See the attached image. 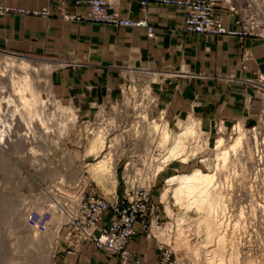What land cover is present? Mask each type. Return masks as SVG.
<instances>
[{
  "label": "rangeland",
  "instance_id": "374dc122",
  "mask_svg": "<svg viewBox=\"0 0 264 264\" xmlns=\"http://www.w3.org/2000/svg\"><path fill=\"white\" fill-rule=\"evenodd\" d=\"M235 4L238 7L242 5L240 0ZM234 15L239 19L238 14ZM203 36L216 38L211 35ZM247 38L259 40L264 48V39ZM245 52L248 56H245ZM0 54L13 55L28 63L30 69L35 70L42 87L45 85L44 81H48L46 93L53 102H57L62 107L63 114L60 115L61 118L66 119V125L60 126L59 120L55 118V122L50 123L52 126L50 125L48 133H44L40 126H35L40 141L34 154L32 152L30 154L29 150L11 152L8 154L9 158H5L6 161L3 162L5 171L0 172V189H2L0 191V264H11L17 260L21 264H53L56 253L62 246L67 253L69 250L62 240L61 226L66 221L67 214L77 213L80 196L96 195L108 198L114 192L121 195L124 189L122 179L124 162L129 155L135 153L134 151L138 159H147L149 150L157 146L155 142L163 143L158 149L161 152L157 150V155L150 157L152 160L150 170L144 169L147 175L149 173L150 176L152 175L153 182L149 189L146 214L138 223L143 226L146 224L143 235L155 245L159 252V260L163 244H166L172 250L170 264H202L219 259L224 262L231 261L230 264L235 262L233 259L230 260L227 249L217 250L216 242L207 239L206 209H198L189 202L177 203L173 197L175 186L170 187L166 196H163V192L168 189L167 180L173 176L188 174L195 169H200L204 173L212 172L216 164L217 139L220 137L224 139L222 149L228 147L237 135L238 124L243 133L252 129L259 131L262 127L264 72L256 66L254 70H248L250 64L255 65V58L248 47L241 46L239 51L241 73L236 72L235 76L224 74L216 76L217 90L231 96L230 104L222 109L217 106L214 112L217 121L203 124L195 121L194 118L186 122L169 123L164 117V112L158 109L159 85L167 79L177 78L176 75H166L175 74L172 73L175 71L171 68H156L144 63L135 65L126 60L120 62L117 66L120 79L113 102L96 107L94 113L88 115L83 114L80 107L68 106L65 101L60 100L58 92L56 93L51 87L52 75L65 68L63 67L65 63L60 62L61 59L22 55L4 49H0ZM46 64L54 65L50 73L44 66ZM74 69L78 70V68ZM127 85L130 86V92L123 90ZM51 106H49L50 111L53 110ZM122 117L124 118L121 120ZM155 124L169 130V140L157 139L162 135L151 131L150 126ZM190 125L194 126L195 135L187 142L185 150L187 157L189 155L187 162L171 161L163 170L154 174V168L163 159L164 153L171 146L172 139L181 129ZM99 134L104 138L103 150L100 154L88 153L90 143ZM262 138L264 139V134ZM113 144L117 157L113 156L114 152H111L110 156L108 151L107 146L112 147ZM106 155L111 165H115L117 179L115 189L95 179L90 172L89 166ZM45 171L50 172L45 173ZM221 173V184L228 183L227 181L233 177V172H226V169ZM62 177L63 182L60 181ZM250 181L252 182V178ZM257 203L258 219L256 220L260 222L258 225L260 228L258 230L256 228V232L247 229L249 230L247 238L252 247L257 245L261 251L257 253L252 251L253 257L250 256L249 261H242L240 264H263L264 204L261 200ZM31 232L38 233L37 242L33 244L28 239ZM183 236H186L190 249L188 245H183ZM52 243H55V250L51 262L48 263L47 259L42 258L45 257ZM195 246L200 250L199 255L196 251H191ZM131 260L135 264H141L137 259ZM159 260L156 264H159Z\"/></svg>",
  "mask_w": 264,
  "mask_h": 264
},
{
  "label": "crops",
  "instance_id": "0c3cea01",
  "mask_svg": "<svg viewBox=\"0 0 264 264\" xmlns=\"http://www.w3.org/2000/svg\"><path fill=\"white\" fill-rule=\"evenodd\" d=\"M0 4L29 12L49 8L47 17L0 14V49L61 59L65 68L52 75L51 87L58 92L60 100L68 106L80 107L83 114L90 115L96 107L113 102L120 79L117 66L125 60L135 65L144 63L175 71L172 72L175 74L166 75L177 78L167 79L158 87V109L164 112L169 123L186 122L190 118L201 124L217 121L215 108L228 106L232 99L224 91L217 90L216 76L241 73V46L248 47L255 58V65L250 64L248 70L256 66L264 72V48L259 40L240 39L235 35L205 38L203 34L183 33V15L179 8L150 4L143 11L136 1L121 0L116 8L123 17L146 18L148 25L154 28L155 37L149 38L143 28L117 29L111 25L65 18L85 15L88 8L84 4L60 5L49 0H0ZM222 6L223 3H219L218 14L224 26L229 31H238V16L229 14ZM110 217L111 212H104L97 223L98 228H107ZM143 231L144 226L138 223L127 250L131 259H137L141 264H156L159 252L153 242L144 237ZM53 264L135 263L98 250L91 242H84L71 253H66L62 246Z\"/></svg>",
  "mask_w": 264,
  "mask_h": 264
},
{
  "label": "bare ground",
  "instance_id": "6f19581e",
  "mask_svg": "<svg viewBox=\"0 0 264 264\" xmlns=\"http://www.w3.org/2000/svg\"><path fill=\"white\" fill-rule=\"evenodd\" d=\"M1 66L3 67L1 68ZM44 66H46L48 73L54 68L52 64ZM0 68V153L4 154V156L0 154V172H4L3 162L5 163V158H9L8 154L11 152L18 153L29 150L30 154L31 152L34 154L40 141V135L35 131V126H40L44 133H48L52 126L50 123L55 122V118L59 120L58 124L60 126L66 125V119L61 118L60 114H63L61 113L63 111L62 107L57 102H53L46 93L48 81H44L45 85L42 87L35 70L30 69L28 63L13 55L0 54ZM123 90L130 92V86L127 85ZM6 92L8 93L6 94ZM49 106H51V109L53 107L52 111H50ZM261 121L262 127L260 126L259 131L252 129L250 132L244 133L240 124H238L236 127L238 130L237 135L226 148H221L225 142L224 139L222 137L217 139L215 146V150H217L216 164L212 172L204 173L200 169H195L188 174L173 176L167 180L168 189L163 192V196H166L170 187L175 186L173 197L177 203L189 202L198 209H206V237L210 242L212 240L216 242L217 250L220 248L227 249L230 260L235 261L233 264L249 261L250 256L253 257L252 251H255L254 253L261 251V248L257 245L252 247L253 245L249 244L247 238V232L249 231L247 229L256 232L260 228L258 227L260 222L258 223L256 220V218L258 219L257 201L261 200L264 204V139L262 138L264 134V111ZM162 125L155 124L150 126L152 130L150 128L148 130L157 135H162V137H155L160 138V141L161 139L167 141L170 132ZM194 130L193 125L181 129L180 133L172 139L171 146L164 153L165 155L159 165L154 168V174L163 170L164 166L171 161L187 162L189 155L187 157L185 150L187 142L195 135ZM261 138L262 142H260ZM244 141L249 144H245ZM155 143L156 148L151 147L152 149L148 152L149 156L146 155L147 161L151 160L150 157L157 155L156 153L160 151L158 149L163 142ZM103 145L104 138L99 134L90 143L88 153L100 154ZM114 146L115 144L112 147L111 145L107 147L110 156L111 152H114L113 156L115 157ZM155 146L153 145V147ZM107 156L91 164L89 168L95 179L115 189L117 184L115 165H111ZM130 156L128 160L132 161L131 164L134 167L138 162H143L136 155H133L134 157ZM192 156L194 157L195 154ZM134 167L133 171L135 173H144L145 168L135 169ZM225 169L226 172H233V177L230 181H227L228 183L221 184V172ZM49 172L45 171V173ZM250 175L252 182L250 181ZM151 177L152 175L148 180L153 181ZM63 180L62 177L60 181L63 182ZM28 239L32 244L36 243L38 233L33 234L31 232ZM187 242L186 236H183V245L187 246ZM187 247L190 249V245ZM54 249L55 243L50 244L45 257L42 259H47V262L50 263ZM191 251H196V254L199 255L200 250L195 246ZM18 261L11 264H21ZM262 261L264 264V255ZM230 262L219 259L202 262V264H230Z\"/></svg>",
  "mask_w": 264,
  "mask_h": 264
},
{
  "label": "built area",
  "instance_id": "2783aa9c",
  "mask_svg": "<svg viewBox=\"0 0 264 264\" xmlns=\"http://www.w3.org/2000/svg\"><path fill=\"white\" fill-rule=\"evenodd\" d=\"M121 0H50L60 5H86L85 15L74 14L65 16L78 22L86 21L94 24L111 25L114 27L143 28L149 38H154V28L147 23L146 18L133 20L123 17L117 4ZM145 11L150 4L179 8L183 15L181 31L189 34H203L211 36L235 35L241 39L254 37L264 39V0H240L241 6L235 3L238 0H133ZM222 8L238 14L237 24L239 31L226 29L222 17L218 14L219 3ZM23 14L34 16H49V8L41 11L29 12L26 10L9 8L0 4V14ZM245 56L248 53L245 52ZM131 154V156L136 154ZM130 156V157H131ZM135 168L146 171L151 167V160L143 158ZM132 161L126 159L123 166L124 189L121 195L117 192L107 197L96 195L80 196L77 213L67 214L66 221L61 226L62 240L66 244L68 253L78 250L84 242H91L98 250L110 255H117L124 261L131 260L127 250L129 240L136 234V225L146 214L149 203V189L153 181L145 172L135 173ZM111 212L110 225L107 228H98L104 212ZM144 224V223H143ZM146 227V224H144ZM159 264H170L172 250L169 245L163 244Z\"/></svg>",
  "mask_w": 264,
  "mask_h": 264
}]
</instances>
